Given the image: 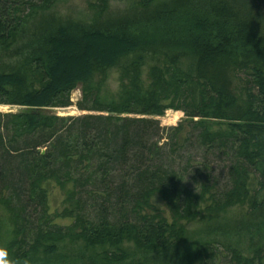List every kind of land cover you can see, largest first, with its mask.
I'll use <instances>...</instances> for the list:
<instances>
[{"label": "trees", "instance_id": "trees-1", "mask_svg": "<svg viewBox=\"0 0 264 264\" xmlns=\"http://www.w3.org/2000/svg\"><path fill=\"white\" fill-rule=\"evenodd\" d=\"M52 1L0 0V52L18 55L0 68V105L20 108L0 112V248L15 264H212L214 239L160 260L149 255L182 241L189 222L215 228L209 223L227 207L261 205L264 39L256 19L239 0L163 8L129 0L137 19H108L101 18L107 0H97L90 20L74 21L47 12ZM111 72L115 88L108 90ZM71 105L85 113L52 111ZM168 108L193 121L199 143L237 158L221 194L206 176L191 177L196 189L185 184V168L172 158L181 149V121L164 128L153 119ZM248 165L258 175L252 182ZM54 187L62 202L50 213ZM94 196L112 199L111 213L100 205L95 218L87 216L81 202ZM249 246L227 244L223 263L264 264V231Z\"/></svg>", "mask_w": 264, "mask_h": 264}, {"label": "rangeland", "instance_id": "rangeland-1", "mask_svg": "<svg viewBox=\"0 0 264 264\" xmlns=\"http://www.w3.org/2000/svg\"><path fill=\"white\" fill-rule=\"evenodd\" d=\"M15 1H27V0H15ZM39 0H33V3H37ZM97 0H53L52 7L47 10L49 13H54L61 19H71L74 21H88L90 20V16L93 11L90 9V5L96 3ZM129 0H107V9L103 12V16L101 18L108 19H118L122 17H129L131 19L138 18L139 13H135V10L129 8L127 6L129 4ZM182 0H155L154 5L159 8H163L165 5H170L175 2H181ZM214 2V0H211ZM237 1V0H236ZM240 1V6L248 11L249 19H256L253 22L256 23L257 29L259 33L262 34V38L264 39V0H245V2ZM247 2V3H246ZM27 4V3H26ZM253 4V6H252ZM28 5V4H27ZM258 12L259 17L252 18V14ZM136 18V19H137ZM258 18V19H257ZM252 23V20H251ZM28 38V37H26ZM24 41V39L20 40L16 46L20 47V44ZM11 52V53H10ZM8 53V54H7ZM7 53L0 52V68L6 69L8 66H13L18 61V55H12V49L7 51ZM240 80L236 81L235 84H238L239 81L244 77L238 76ZM106 86L108 90H113L115 88V73L111 72L108 75V79L106 81ZM78 98V91L74 90L71 92L70 100L73 104L75 100ZM17 106L12 105H0V112H8L18 110ZM57 115L65 116V115H78L85 113V111H79L74 106H67L64 108H54L52 109ZM159 126L167 128L168 126H175L178 121H181V130L179 133V143L180 150L176 155H172V158L175 160L173 163L177 166H184L185 172L183 174V180L185 184L191 186L193 189L197 188V185H193L190 182V179L193 175H198L201 179L203 176H206L207 183L213 187L214 192L217 194H221V192L225 191L229 187L230 175L229 171L231 165L237 161V158L232 155L231 151H223L221 148H212L207 147L204 144L199 143L196 138V127L192 125L191 121L188 122V118H185L183 113L179 110L165 109L162 115L153 117ZM192 120H197L193 118ZM162 136L165 134H169V131L166 129L162 130ZM165 137H162L161 141ZM184 141V142H183ZM181 142H183L181 144ZM164 151L168 146L164 147ZM206 148V149H205ZM209 148V149H208ZM264 159V155H263ZM167 164H170L169 158L166 160ZM260 165H264L263 163H259ZM175 165V166H176ZM248 179L256 178L258 179L257 172L253 169L252 166L248 165ZM203 174V175H201ZM198 179V178H197ZM254 181V180H253ZM257 180H255L256 182ZM254 183V182H253ZM19 186V188H23V185L17 183L15 186ZM0 186H1V176H0ZM17 188V189H19ZM255 200L257 202H261V205L256 209L249 212L251 206L248 205V200L240 205L233 204L218 216L214 222L217 223H209V224H219L217 227L213 228L211 226H204L197 222H189L186 224L187 226V235L185 238L177 243L175 246L164 250L163 254L160 253H152L150 258H154L156 260H160L164 257V254L174 253L176 251L184 250L190 247L195 241L198 239H214L217 244L215 254L212 255L214 257V261L212 264H224V260H226V255H228V251L226 249V245H236L245 251L246 248L250 247L249 245L255 242L258 239V236L264 231V187L261 189H257L255 186ZM4 194V193H2ZM253 195V192H250V195ZM5 195V194H4ZM24 198H20V201ZM48 211L53 213L58 211L61 207L62 195L60 191L54 187L50 190L49 194L46 197ZM100 197H91L87 200H82V211L89 216L90 218H95L99 206L103 205L107 207V211L111 213L108 206H114V201L110 199L107 202H104ZM22 203V201H21ZM154 203L157 208L163 210V205L160 199H154ZM28 212L31 214L37 215V208H33L29 206L26 208ZM112 215V214H111ZM118 216V215H117ZM3 217V210L0 209V221ZM60 224H67V219H60ZM1 223V222H0ZM205 224V223H204ZM1 225V224H0ZM213 245V243H212ZM225 257V258H224ZM209 264V263H207Z\"/></svg>", "mask_w": 264, "mask_h": 264}, {"label": "clouds", "instance_id": "clouds-1", "mask_svg": "<svg viewBox=\"0 0 264 264\" xmlns=\"http://www.w3.org/2000/svg\"><path fill=\"white\" fill-rule=\"evenodd\" d=\"M0 264H15V262L8 258L6 251L3 248H0Z\"/></svg>", "mask_w": 264, "mask_h": 264}]
</instances>
